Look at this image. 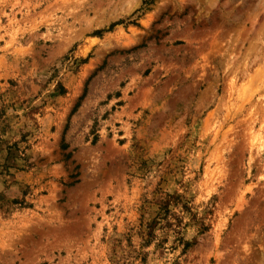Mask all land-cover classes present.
<instances>
[{"label": "rangeland", "instance_id": "obj_1", "mask_svg": "<svg viewBox=\"0 0 264 264\" xmlns=\"http://www.w3.org/2000/svg\"><path fill=\"white\" fill-rule=\"evenodd\" d=\"M0 264H264V0H0Z\"/></svg>", "mask_w": 264, "mask_h": 264}]
</instances>
